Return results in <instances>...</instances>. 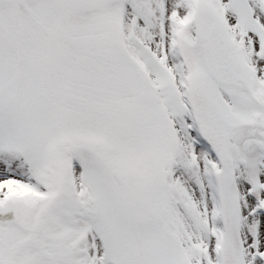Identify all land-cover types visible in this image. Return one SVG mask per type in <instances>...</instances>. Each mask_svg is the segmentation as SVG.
<instances>
[{
	"label": "snow or ice",
	"instance_id": "6c2138e0",
	"mask_svg": "<svg viewBox=\"0 0 264 264\" xmlns=\"http://www.w3.org/2000/svg\"><path fill=\"white\" fill-rule=\"evenodd\" d=\"M0 264H264V0H0Z\"/></svg>",
	"mask_w": 264,
	"mask_h": 264
}]
</instances>
